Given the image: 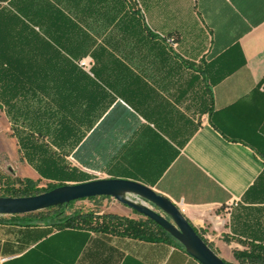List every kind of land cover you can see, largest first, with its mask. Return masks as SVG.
<instances>
[{
  "label": "crops",
  "instance_id": "crops-1",
  "mask_svg": "<svg viewBox=\"0 0 264 264\" xmlns=\"http://www.w3.org/2000/svg\"><path fill=\"white\" fill-rule=\"evenodd\" d=\"M130 2L0 0V14H29L52 33V14L83 24L99 14L88 21L108 40L109 103L94 121L92 167L166 197L235 262L248 243L264 246V0H140L139 39L100 15L132 14ZM10 217L0 264H200L169 243Z\"/></svg>",
  "mask_w": 264,
  "mask_h": 264
},
{
  "label": "trees",
  "instance_id": "trees-1",
  "mask_svg": "<svg viewBox=\"0 0 264 264\" xmlns=\"http://www.w3.org/2000/svg\"><path fill=\"white\" fill-rule=\"evenodd\" d=\"M131 1L132 14L100 15L106 27L115 23L121 31L131 29L128 35L139 39L142 15L138 5ZM38 15L36 18H41ZM52 15L55 27L48 29L53 33L29 14H0V109L11 123L23 158L42 179L57 184L38 190L29 179L21 183L13 181L0 197H31L68 183L89 181L88 174L74 166L70 158L80 159L81 152L92 157L94 121L102 116L109 103L105 88L108 83L100 82L101 75L108 71V40L105 38L103 44H98L91 33L88 20L99 14H83L84 24L77 14ZM168 42L173 44L176 40L170 38ZM86 57L96 62L90 73L79 66ZM103 198L107 197L88 200ZM75 203L36 214L11 216L10 220L27 226L42 224L57 230H83L169 243L184 249L168 232L143 216L133 219L93 211L69 213L68 209ZM247 245V251H234L235 260L241 264H264V246Z\"/></svg>",
  "mask_w": 264,
  "mask_h": 264
},
{
  "label": "water",
  "instance_id": "water-1",
  "mask_svg": "<svg viewBox=\"0 0 264 264\" xmlns=\"http://www.w3.org/2000/svg\"><path fill=\"white\" fill-rule=\"evenodd\" d=\"M101 197L112 198L156 223L200 264H229L206 243L178 206L151 188L131 180L102 179L67 184L31 197H0V217L36 214L71 202Z\"/></svg>",
  "mask_w": 264,
  "mask_h": 264
},
{
  "label": "rangeland",
  "instance_id": "rangeland-1",
  "mask_svg": "<svg viewBox=\"0 0 264 264\" xmlns=\"http://www.w3.org/2000/svg\"><path fill=\"white\" fill-rule=\"evenodd\" d=\"M87 155H81L80 158L84 161L87 167H84L82 161L76 157L70 158V161L73 163L74 166L79 167L88 174L87 180L89 181L110 179L103 171L101 172L92 167V157ZM28 179L36 183V188L38 190H46L49 187V184H57L55 182L42 179L23 158L17 140L13 136V132L11 130V123L7 119L5 113L0 109V196L3 195V191L10 182L19 181L21 183L24 180ZM19 185L20 184L16 185V188H18ZM74 211H93L99 212L100 214L114 213L120 216H127L133 219L140 218L139 215H134L133 211L119 204L116 200L112 198H103L96 201H78L71 208L68 209L69 213ZM246 248V250L241 249L237 251L249 250L248 245H246ZM229 264L241 263L235 261Z\"/></svg>",
  "mask_w": 264,
  "mask_h": 264
},
{
  "label": "built area",
  "instance_id": "built-area-1",
  "mask_svg": "<svg viewBox=\"0 0 264 264\" xmlns=\"http://www.w3.org/2000/svg\"><path fill=\"white\" fill-rule=\"evenodd\" d=\"M138 5V8H140L139 0H133ZM79 66L86 72L90 73L91 69L93 67V60L90 57L84 58L79 62ZM234 204L228 206V210L233 207Z\"/></svg>",
  "mask_w": 264,
  "mask_h": 264
}]
</instances>
